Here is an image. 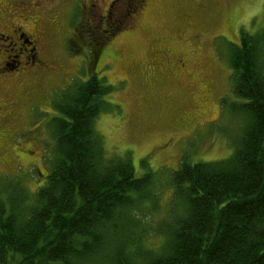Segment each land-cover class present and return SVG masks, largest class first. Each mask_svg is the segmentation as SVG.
Listing matches in <instances>:
<instances>
[{"label": "rangeland", "instance_id": "obj_1", "mask_svg": "<svg viewBox=\"0 0 264 264\" xmlns=\"http://www.w3.org/2000/svg\"><path fill=\"white\" fill-rule=\"evenodd\" d=\"M82 2L56 0L50 11L56 26L47 27V42L40 47L47 68L41 83H32L33 76L0 81V106L15 114L12 121L0 119V198L9 211L20 203L15 193L29 199L27 204L46 184L57 155L51 128L55 105L93 69L112 88L94 128L106 158L131 160L137 178L151 173L161 187L159 209L149 216L152 205L146 204L142 223L150 232L141 241L144 250L159 253L174 197L170 177L184 158L190 165L228 160L243 135L247 120L236 113L240 101L229 51L243 34H264V0H150L137 25L110 39L85 36L92 46L71 48L66 41L72 28H80ZM18 5L0 0V24L35 16ZM34 23L28 21V27ZM99 46L101 57L95 55ZM9 49L0 46V61L15 55ZM182 63L187 68L179 72ZM30 153L32 159L21 156ZM160 227L162 232H154Z\"/></svg>", "mask_w": 264, "mask_h": 264}, {"label": "trees", "instance_id": "obj_2", "mask_svg": "<svg viewBox=\"0 0 264 264\" xmlns=\"http://www.w3.org/2000/svg\"><path fill=\"white\" fill-rule=\"evenodd\" d=\"M230 47L236 113L247 124L231 158H184L170 177L159 253L141 241L150 232L146 204L149 216L159 209L161 187L151 173L137 178L131 160L106 158L94 128L112 88L93 71L55 105L46 184L27 204L15 193L20 203L9 211L0 198V264H264V34Z\"/></svg>", "mask_w": 264, "mask_h": 264}, {"label": "flooded vegetation", "instance_id": "obj_3", "mask_svg": "<svg viewBox=\"0 0 264 264\" xmlns=\"http://www.w3.org/2000/svg\"><path fill=\"white\" fill-rule=\"evenodd\" d=\"M15 2L19 3L18 6L22 8L25 14L35 16H31L29 19L22 17L20 22H15L16 19L13 21L12 17L8 16L7 24H0V46L10 47L7 52H16L15 55L6 56L5 60L0 61V81L14 76L17 78L33 76L35 77L34 80L29 78L30 81L38 85L41 83V74L47 70L45 58L40 55V47L47 42V27L53 29V26H56V19L50 14L56 0H42L40 3L35 2V0L27 2L26 0H15ZM149 2L150 0H83L81 5L83 19L78 23L80 28L71 29L72 33L66 41V46L73 48L72 46L78 47L82 43V45L92 46L82 40L85 36L91 37L92 40L98 34L102 37L108 36L109 39L115 37L117 33H121L125 26L137 25L141 21ZM42 15L44 16L42 17ZM30 20L35 22L33 27H28ZM38 21L42 25L36 26ZM101 53L102 51L95 55L100 54L101 57ZM111 54L113 57H118L116 52ZM182 64L183 70L179 72L187 68L184 63ZM30 87L28 90L32 89L33 86L30 85ZM14 116L15 114L10 108L0 106V119L2 121H12ZM21 156L32 159L35 153Z\"/></svg>", "mask_w": 264, "mask_h": 264}]
</instances>
